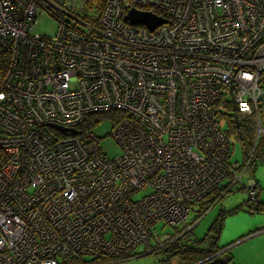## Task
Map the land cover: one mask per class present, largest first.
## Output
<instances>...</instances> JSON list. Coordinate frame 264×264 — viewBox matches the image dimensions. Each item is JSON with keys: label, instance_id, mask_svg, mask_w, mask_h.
<instances>
[{"label": "built area", "instance_id": "built-area-1", "mask_svg": "<svg viewBox=\"0 0 264 264\" xmlns=\"http://www.w3.org/2000/svg\"><path fill=\"white\" fill-rule=\"evenodd\" d=\"M129 9L165 23L129 25ZM44 15L49 36L34 31ZM94 17L78 0H0V264L147 249L156 223L189 229L190 207L229 176L258 206L247 171L264 135V0H106ZM228 93L255 118L237 169L216 121ZM103 119L113 158L91 130Z\"/></svg>", "mask_w": 264, "mask_h": 264}, {"label": "rangeland", "instance_id": "rangeland-1", "mask_svg": "<svg viewBox=\"0 0 264 264\" xmlns=\"http://www.w3.org/2000/svg\"><path fill=\"white\" fill-rule=\"evenodd\" d=\"M83 16L92 18L94 14H87L86 12ZM55 27V21L51 17L44 15L38 18V23L36 24L34 31L49 36L54 33ZM230 102L231 98L230 94L228 93V96H223L220 102L221 104L217 106V115L219 117V126L223 133L229 138L231 144V154L229 155L228 162L234 169H237L244 165L246 154L244 153L243 143L237 138V134L231 127L234 111L229 104ZM261 112H263V110H261ZM112 128L113 122L103 119L91 129L97 136L100 137V145L109 158H113L120 154L119 147L110 137ZM263 136L264 135H261L259 140L263 139ZM255 153L256 154L253 157L252 163L254 166L253 173L251 171L252 168H250L247 171V174L254 177V179L258 181L259 199H261L263 203L261 209L255 212L251 211L247 207V201L249 199L245 190L234 189L232 193L224 196L221 200L210 207L204 214H201L199 209L201 208L200 210H202L211 197L214 198L213 196L215 194L210 195L205 200H203V198H199L198 202H201L202 200L203 201L201 203L197 202L190 207V213L186 220V226L191 225L192 227L194 225L193 232L190 233L182 242L192 243L201 241L199 244L193 245V247H198L199 249H208V247L216 243L218 240L217 243L219 246H229L231 254H233L238 250V247H236L237 245L233 246L232 243L239 240L241 236H246L249 232H252L255 229H260L262 226H264V159L258 154V150ZM226 183L227 181L225 180L221 186H225ZM220 191L221 189L219 188L216 193H219ZM145 194H147V191L143 190L133 197V199H139ZM146 205L147 204H144L142 208H144ZM236 208L239 210L234 213L228 212ZM221 214H223L224 218L223 227L219 236L215 234L213 230L209 229L216 218H218ZM193 220H196V222H193ZM174 228L180 229L181 226L173 227L166 225L163 222L156 223L152 227L154 234L150 236V239L147 242V249L151 248V252L153 250L151 246L158 243V241L155 240V236H158L160 241H163L165 238H167L165 235L171 238V235L175 233ZM260 238L250 239L248 242H255ZM144 250H146V246L144 244L140 245L136 249L128 250L127 254L130 255L129 259H121L112 264H185V259H174L175 257L171 256L170 251L162 250L156 251L153 254L149 253L141 255ZM82 259L85 262H92L93 260V258L89 256H85Z\"/></svg>", "mask_w": 264, "mask_h": 264}, {"label": "trees", "instance_id": "trees-1", "mask_svg": "<svg viewBox=\"0 0 264 264\" xmlns=\"http://www.w3.org/2000/svg\"><path fill=\"white\" fill-rule=\"evenodd\" d=\"M105 1L106 0H78L80 17H82L87 12L88 9H92L96 13V16L94 17L93 20L96 24H99V17L98 16L100 15L101 10L103 9V7L105 5ZM219 104H221V103H218L216 105V121H217L218 126H219V123H218L219 117L217 115V106ZM230 106L232 107V105H230ZM232 109L234 111V116H233L231 127H232L233 131L237 134V138L243 143L244 153L247 155L249 152H251L253 141H254L255 118H254V116H251L249 119L242 120L236 114L234 107H232ZM89 118L90 117H88L87 120ZM257 150L259 151L258 154L264 159V138L258 140L257 144L255 145V148L253 149L254 156H255V154H256L255 152ZM252 163H253V161L251 162V165H252L251 171L253 173V167L254 166ZM225 180L227 181L225 186H221L225 182V181H223L221 184L214 187L212 189V191L210 190L207 192V195H206V197H204L203 200L207 199L212 194H215V195L213 196L214 198L211 197V199L206 203V205L203 207L202 210H200L201 208L199 209V212L201 214H204L210 207H212L216 202L221 200L224 196H226L229 193H232L234 189L244 190V188L242 186L232 185V180H233L232 177L229 176ZM219 188L221 189V191L219 193H216V191ZM201 202H199V203H201ZM247 202H248L247 207L251 211L257 212L258 210L261 209V201L259 198H258V206L255 208H253L251 206V204H249V200ZM238 210L239 209L236 208V209L230 210L228 212L234 213ZM223 218H224L223 214H221L218 218H216V220L214 221V223L212 224V226L210 227L209 230H213L215 232V234L219 235L220 231L223 227ZM195 221L196 220H193V222H195ZM193 226L190 229H184V230L181 228L180 229L174 228L175 233L173 235H171V238H169L168 236L165 235V237H167V238H165L163 241H160L158 236H155V240H157L158 243L151 246L153 248V250L150 252L151 248L146 249V250H144V252L141 255H145V254H149V253L153 254L156 251L167 250V251L171 252V256L175 257L174 259H176V258L178 260L185 259V261H184L185 264H199L202 261L208 260V258H210L212 256V254L215 252V250H213V245L215 243L212 244L210 247H208V249H199L198 247H193V245L199 244V242H201V241L192 242V243L182 242L185 238H187V236L190 233L193 232ZM153 234L154 233H152L151 235H153ZM147 247H148V244H147ZM128 250H133V249L127 248L122 253H120L119 255H113V256H109V257H105V258L93 259L92 262H84L83 263L82 261L76 260V259H66V260H63V262L61 264H112V263H115L121 259H129L130 255L127 254ZM186 254H189V255H186ZM125 255H128V256H125ZM230 262H231L230 253H225L224 256L222 257V261L221 260H217V261L211 260V261L206 262V264H229Z\"/></svg>", "mask_w": 264, "mask_h": 264}, {"label": "crops", "instance_id": "crops-1", "mask_svg": "<svg viewBox=\"0 0 264 264\" xmlns=\"http://www.w3.org/2000/svg\"><path fill=\"white\" fill-rule=\"evenodd\" d=\"M263 124H264V120H263ZM256 183L258 185L257 180ZM262 205L263 203L261 201V206ZM254 238H260V239L255 242H248L250 239H254ZM217 241L213 245V250H215V252L212 254V256L208 258V260L202 261L199 264H203L211 260L222 261V257L224 256L225 253H230L231 262L229 264H264V226H262L260 229H255L252 232H249L246 236L243 237L241 236L239 240L232 243L233 246L237 245L236 247H238V250L236 252L234 253L232 252L233 254H231L229 246H225V245L219 246Z\"/></svg>", "mask_w": 264, "mask_h": 264}, {"label": "water", "instance_id": "water-1", "mask_svg": "<svg viewBox=\"0 0 264 264\" xmlns=\"http://www.w3.org/2000/svg\"><path fill=\"white\" fill-rule=\"evenodd\" d=\"M123 19L131 25H144L150 31L165 23V20L154 14L137 11L135 9H129Z\"/></svg>", "mask_w": 264, "mask_h": 264}, {"label": "bare ground", "instance_id": "bare-ground-1", "mask_svg": "<svg viewBox=\"0 0 264 264\" xmlns=\"http://www.w3.org/2000/svg\"><path fill=\"white\" fill-rule=\"evenodd\" d=\"M120 6H127V3H125V2H122L121 4H119ZM142 12H147V13H150L149 11H146V10H143ZM92 13L94 14V16H96V13H94L93 11H92ZM99 17V16H98ZM125 21V20H124ZM126 23H128L127 21H126ZM129 24V23H128ZM129 25H131V24H129ZM148 29V28H147ZM54 30H56V27H55V29ZM149 30V29H148ZM110 44L109 43H106V46H109ZM264 130V129H263ZM255 135H256V133H255ZM66 193V195H65V197H67V198H69V199H71L72 197L69 195V193L68 192H65Z\"/></svg>", "mask_w": 264, "mask_h": 264}]
</instances>
